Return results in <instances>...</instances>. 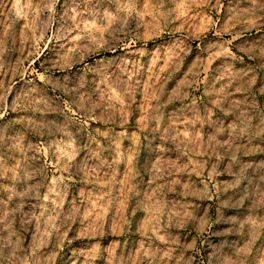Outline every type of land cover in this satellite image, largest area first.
Listing matches in <instances>:
<instances>
[{
	"label": "rangeland",
	"instance_id": "374dc122",
	"mask_svg": "<svg viewBox=\"0 0 264 264\" xmlns=\"http://www.w3.org/2000/svg\"><path fill=\"white\" fill-rule=\"evenodd\" d=\"M0 264H264V0H0Z\"/></svg>",
	"mask_w": 264,
	"mask_h": 264
},
{
	"label": "bare ground",
	"instance_id": "6f19581e",
	"mask_svg": "<svg viewBox=\"0 0 264 264\" xmlns=\"http://www.w3.org/2000/svg\"><path fill=\"white\" fill-rule=\"evenodd\" d=\"M257 3V2H256ZM263 5V4H262ZM259 24V23H258Z\"/></svg>",
	"mask_w": 264,
	"mask_h": 264
}]
</instances>
